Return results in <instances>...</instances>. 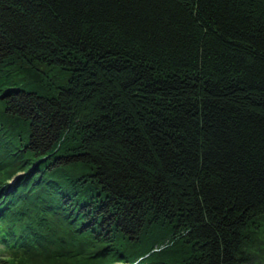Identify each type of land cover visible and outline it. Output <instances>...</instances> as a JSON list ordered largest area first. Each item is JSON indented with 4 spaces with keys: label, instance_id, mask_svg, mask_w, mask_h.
Wrapping results in <instances>:
<instances>
[{
    "label": "trees",
    "instance_id": "obj_1",
    "mask_svg": "<svg viewBox=\"0 0 264 264\" xmlns=\"http://www.w3.org/2000/svg\"><path fill=\"white\" fill-rule=\"evenodd\" d=\"M263 217L264 0H0V264H255Z\"/></svg>",
    "mask_w": 264,
    "mask_h": 264
},
{
    "label": "rangeland",
    "instance_id": "obj_2",
    "mask_svg": "<svg viewBox=\"0 0 264 264\" xmlns=\"http://www.w3.org/2000/svg\"><path fill=\"white\" fill-rule=\"evenodd\" d=\"M16 57L22 58L26 61V63L22 64V66H29L22 68H36L38 71L41 72L42 75L32 74L31 71L23 72L22 69L21 72L19 68H21L22 59H17L16 64H13L12 62L9 63V67L18 69L17 74H19V77L15 78L14 81H16L19 86L24 88V90H29L33 93H37V95L39 96L55 95V88H60L59 86H62V84H66L68 80L72 77L71 72H62L56 66L49 65L45 62L37 61L31 58L21 57L20 55H17ZM32 77L35 79L33 82H31ZM50 88L53 90L52 92ZM15 181L16 180L12 181L11 184H13V182L15 183ZM250 226L252 231L254 232L255 239V247H253L251 254L254 255L255 264H264V217L258 220L257 223L249 224L247 226V230L248 228H250ZM249 240L250 238H248V241ZM161 241L165 243L160 246H154L153 250H148L151 254H154V256H156L162 251H167L173 245L172 240L169 238L166 239L165 237H162ZM248 241L247 246L249 244ZM176 253L177 252L175 251H170V256H173Z\"/></svg>",
    "mask_w": 264,
    "mask_h": 264
}]
</instances>
